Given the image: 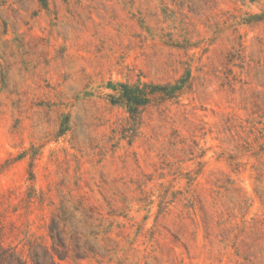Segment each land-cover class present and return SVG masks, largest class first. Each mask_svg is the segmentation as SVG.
Masks as SVG:
<instances>
[{
	"label": "rangeland",
	"instance_id": "obj_1",
	"mask_svg": "<svg viewBox=\"0 0 264 264\" xmlns=\"http://www.w3.org/2000/svg\"><path fill=\"white\" fill-rule=\"evenodd\" d=\"M187 70L129 144L108 95ZM263 148L264 0H0V264H99L55 253L62 210L99 248L130 250L104 264H264ZM93 224L112 231L97 241Z\"/></svg>",
	"mask_w": 264,
	"mask_h": 264
},
{
	"label": "trees",
	"instance_id": "obj_2",
	"mask_svg": "<svg viewBox=\"0 0 264 264\" xmlns=\"http://www.w3.org/2000/svg\"><path fill=\"white\" fill-rule=\"evenodd\" d=\"M247 22H250V20ZM191 77V71L187 70L184 75H182L179 79H177L174 83L167 82L159 85H154L151 83H144L143 87L139 85L137 87H131L129 85L121 84V88H114L116 91L114 94H109V100L111 104L116 106H121L125 108V110L129 113L128 117V125L127 132L129 134H125L126 137H129V144L132 143L131 131H136V127H138L141 122V115L143 112L142 106L149 103L150 96H155L160 101H168V100H179L180 97L185 93L187 88L190 86L189 79ZM68 119V118H67ZM195 145L198 147V143L195 141ZM264 151V148H263ZM208 152V149L199 146V150L195 155L196 158L202 159L204 163L207 160H204ZM232 157V156H231ZM199 160L198 163H201L202 160ZM188 185L191 187L199 177V172H189L186 174ZM36 175L34 171L30 173V179H35ZM232 182H235L233 180ZM178 191H170L169 188L165 190V192L159 195L158 205L159 212L165 211L168 204H171V201H175L178 196H176ZM34 194H31L30 200L33 199ZM35 197V196H34ZM42 198L40 197L39 200ZM155 200L151 201L154 203ZM190 207L195 209L193 204H190ZM217 212V210H213L212 213H206L203 216V221L205 223L208 222L209 217H213V215ZM232 216V215H231ZM89 219H93V217L89 216ZM76 222L86 223V220L83 218H76L74 214L69 216L64 210L59 212L58 214H54L51 218V223L49 225V235L52 239L53 247L55 253L62 256H70L73 260L78 259H95L99 264H104L105 261L113 262V256L120 251H123L127 256L129 254V249H118L113 246H102L99 248L95 241L91 240L86 234L79 230L76 227ZM230 224L229 226L225 224ZM219 224L225 225V232L223 235L222 241H226L227 239L232 243L233 246L237 247V243L239 240L240 233L237 231L238 225L234 224L231 220L221 219ZM94 227V224H93ZM97 229V230H96ZM112 229V225L102 224L94 227V230L91 232L93 234L95 240H99V235L101 232L105 234H110ZM107 255H110L109 257ZM34 264H43L39 261V258L36 256H32ZM108 260H105L107 259Z\"/></svg>",
	"mask_w": 264,
	"mask_h": 264
}]
</instances>
